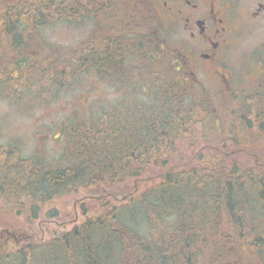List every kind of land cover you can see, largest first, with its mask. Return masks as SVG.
<instances>
[{"label":"trees","instance_id":"obj_1","mask_svg":"<svg viewBox=\"0 0 264 264\" xmlns=\"http://www.w3.org/2000/svg\"><path fill=\"white\" fill-rule=\"evenodd\" d=\"M124 1L17 0L0 9V36L6 35L7 44L18 51L26 45L19 30L33 35L45 26L87 18L101 24L113 18L118 28L122 15L141 20L145 28L157 24L151 11L146 22L138 16L140 10H121ZM106 40V45L97 42L99 48L97 37L77 43L66 58L61 51L34 56L31 66L38 74V86L25 76L30 75L24 66L26 56L8 68L4 84L19 87L16 92L45 87L34 92L40 98L45 89L51 93L71 87L90 68L111 73L116 80L120 76L118 90L124 96L103 108L91 123L70 126L63 157L55 165L40 158L23 159L13 143L0 146V200L15 201L17 213H27L25 220L33 222L44 206L62 195L140 178L153 168L161 170L168 162L166 153L170 157L179 153L174 149L183 152V143L190 151L203 132L213 140L200 144L194 153L197 164L165 170L157 184L123 204L102 202L99 212L85 216L62 235L39 243L27 240L11 249L0 245V264H238L240 255L247 263L261 262L264 158L257 152L250 155L254 164L241 166L234 156L264 145V84L251 93L202 95L186 66L153 64L156 59L151 54V64L133 66V73L122 75L116 64L132 59L135 46L145 49L147 44L139 42L143 38L127 45L120 38ZM145 71L150 78L128 81ZM138 215L141 224L136 222ZM139 225L146 226L145 233L135 228ZM132 240L145 243L144 255Z\"/></svg>","mask_w":264,"mask_h":264},{"label":"rangeland","instance_id":"obj_2","mask_svg":"<svg viewBox=\"0 0 264 264\" xmlns=\"http://www.w3.org/2000/svg\"><path fill=\"white\" fill-rule=\"evenodd\" d=\"M254 1L234 0L232 5L235 12L244 14L248 10L253 9ZM262 1L264 2V0ZM16 2L17 0H0V9ZM124 2H122L121 10L128 13L140 10L138 16L143 17L146 22L151 16L150 10L147 9L148 6L157 5L154 0H148L147 4H145V0H126ZM140 21L134 20V18L131 20L126 15H122L120 19V25L122 26L118 28H116L118 24L113 22V18L107 19L106 24H101L97 21L94 23L92 19L87 18L76 21L73 24L64 22L52 27L45 26L37 34L33 33V35L24 34L22 30H19L17 33L19 32V34L23 35L26 45L18 51L12 50V46L7 44L9 38H5L4 36L6 35H1L0 146L10 147L11 143H13L17 145L18 152L23 159L32 161L40 158L46 161L45 164L55 165L63 157L62 151L67 142L68 128L77 123L84 125L91 123L103 108H106L124 96L118 90L119 86L121 87L117 83L120 80V76L119 80H116L111 73L103 75L94 68L84 71L71 87L59 90L55 89V92L51 91V93L46 91L48 89H45L44 93H42L43 98H40L41 96L34 92L35 90L41 92L45 87L39 89L35 87L34 90L32 89L27 92H16L15 90H19V87L14 89L4 84L5 78L10 75L8 68H12L15 64L20 63V61H16L15 59L25 57L26 55L31 56L34 50H36L35 58H42L47 53L54 55L60 51L64 55V58H66L71 53V50L76 48L77 43L80 44V42L88 41L91 37H97V41L95 42L97 48H99L97 42L100 45L110 37L124 39L123 42L127 45L130 42L132 43L133 40L138 39L146 29L143 22ZM19 27L18 29H21ZM248 28V35L245 39H242L237 48L239 54L233 53L232 57L226 58L227 64L231 66L234 72L233 75L235 77L238 76V80L241 81L239 86L246 88L245 93L253 87L258 79L260 81L262 79V83L264 82V75L262 76L261 74L263 71L262 67L257 62V58L264 62V54L244 56L252 54V50L255 51L264 42V23L254 22ZM131 34L138 35V37L132 39ZM27 41H29V44ZM171 44L176 46L172 42ZM23 61L25 62L24 66L28 68L27 73L30 74L25 76H27L31 84L38 86L39 84L36 79L38 74L33 73V67L31 66V64H34L33 61L29 62L26 57ZM145 61H147L145 62L146 65L150 64L148 58ZM136 62L134 57L127 59L121 65L122 75L128 74V72L133 73L135 70L133 65ZM34 71L36 72V69ZM143 76L150 78L149 71L139 74L137 78L130 76L128 81L137 83L138 78ZM198 77L204 83V86L211 91L212 88L209 83L211 78L209 80L199 73ZM12 85L14 86V84ZM252 91L253 89L248 92L251 93ZM213 93L216 92L213 91ZM202 135L203 137L193 141L194 148L190 151V148L186 146L187 144L183 143L181 145L186 147L183 152L179 148V150L174 149V151L179 153L170 157L166 153L163 157H166L165 159L168 162L161 170L153 168L140 178H129V180L118 182V184L97 185L86 190H79L71 195H62L59 200L57 199L44 206L42 211H39V218L33 222L25 220L27 213H17V203L15 201L0 200V245L3 248L5 246V248L11 249V247L16 245L22 246L27 240H33L37 243L45 242L52 237L72 230L73 227L83 222L85 216L95 215L100 211L98 208L102 205V202H109L113 206V204L119 205L127 202L124 200L132 195L137 197L141 192L157 184L159 177L165 170L175 171V169L187 168L189 165L197 164L194 153L198 151L201 143L205 144L204 142L213 140V137L205 132ZM250 135L248 134L246 137ZM243 150L234 156V159L241 166L254 164L255 159L250 155H254L257 152L264 158V145H260L259 148H245ZM137 219L136 222L141 224V215H138ZM145 227V225L135 226L142 234L145 233ZM131 243L139 250L140 254L144 255L146 253L145 250L148 247L144 242L132 240ZM99 252L96 255H99ZM260 260L261 262H255L254 264H263L264 251L261 254ZM243 263L245 261L241 260L239 264Z\"/></svg>","mask_w":264,"mask_h":264},{"label":"flooded vegetation","instance_id":"obj_3","mask_svg":"<svg viewBox=\"0 0 264 264\" xmlns=\"http://www.w3.org/2000/svg\"><path fill=\"white\" fill-rule=\"evenodd\" d=\"M154 1L157 5L156 7L151 5L150 11L154 14V21L157 24L153 27L146 26L139 36L143 38L139 42L147 45L145 49L137 45L131 50L132 56L137 61L133 66L146 65L145 60L151 54L156 59L153 64L181 62L186 66L188 74L193 78L196 92L200 91L202 95L204 93L219 95L230 91L238 94L245 93L246 88L239 86L241 81L238 80V76L233 75L234 72L227 64L226 58L232 57L233 53L239 54L237 48L242 39L248 35L250 24L264 23V2L255 0L253 9L240 14L235 12L232 5L234 0ZM131 35L132 38L138 37V35L135 37ZM171 42L176 46H173ZM106 43L107 40H104L101 45ZM113 49L116 50L117 47ZM252 51V54L244 56L261 55V53L263 55L264 42ZM35 52L36 50L31 56L26 55V57L31 61ZM118 54L119 51L116 52V55ZM116 58L120 61L119 57ZM257 62L262 67L263 76L264 62L259 58ZM149 63L151 64L150 61ZM116 67L122 66L116 64ZM198 73L209 80L211 78L209 83L216 93L204 86ZM263 84L262 79L261 81L258 79L251 89L254 91ZM239 257L241 260L245 259L243 255ZM262 263L264 264V261Z\"/></svg>","mask_w":264,"mask_h":264}]
</instances>
